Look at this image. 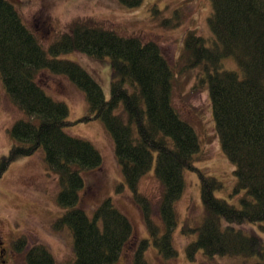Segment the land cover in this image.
<instances>
[{"label":"trees","instance_id":"1","mask_svg":"<svg viewBox=\"0 0 264 264\" xmlns=\"http://www.w3.org/2000/svg\"><path fill=\"white\" fill-rule=\"evenodd\" d=\"M118 1L137 7L143 0ZM210 1L208 25L215 39L207 45L206 38L189 32L182 57L188 66L203 63L212 67L206 83L216 135L235 166L236 186L249 196L241 199L239 207L216 197L214 190L221 187L220 181L194 165L198 139L172 106V71L159 44L118 35L93 19H78L44 49L13 3L0 0V78L12 102L29 118L14 124L12 135L18 143L0 159V176L11 161L44 148L46 163L60 173L59 202L68 208L55 225H67L72 233L74 258L68 264H111L119 259L133 229L110 197L95 209L92 219L76 206L84 184L80 169L97 168L102 158L88 140L64 132L70 124L67 105L47 95L35 81L43 68L67 75L82 89L89 110L112 136L124 181L132 189L151 235V239L139 242L131 264H146L142 252L150 240L166 256L177 254L170 240L174 203L183 192L185 169L197 172L204 207L197 237L186 251L192 255L201 249L210 257L258 256L260 261L253 264H264V240L253 230L240 227L264 221V0ZM70 51L95 59L109 57V98L80 64L57 57ZM227 57L236 61L239 70L221 66ZM119 108L121 112H116ZM153 159L162 185L158 206L165 224L162 234L153 221L150 201L137 191L138 181ZM16 243L25 244L26 240ZM24 259L27 264H54L52 254L42 244L33 245Z\"/></svg>","mask_w":264,"mask_h":264},{"label":"rangeland","instance_id":"2","mask_svg":"<svg viewBox=\"0 0 264 264\" xmlns=\"http://www.w3.org/2000/svg\"><path fill=\"white\" fill-rule=\"evenodd\" d=\"M9 1L44 49L68 31L73 20L78 19H93L118 35L159 44L161 54L172 71V106L192 126L198 139L199 149L193 156L195 167L220 181L221 187L214 190V195L228 204L239 207L241 199L249 197L244 188L236 186L235 166L223 152L216 135L206 83L207 73L212 72V67L206 68L203 63L188 66V60L182 57L184 41L189 32L206 38L207 45H212L215 39L208 25L212 11L210 0H143L137 7L125 6L118 0ZM57 57L80 64L100 85L104 96L109 98V57L95 59L80 51L61 53ZM221 66L239 70L232 57L223 58ZM35 81L47 95L67 105V120L70 124L65 126L64 132L88 140L102 158L101 166L92 170L80 169L84 184L78 193L76 206L92 219L95 209L110 197L119 211L129 219L133 229L119 259L111 264L133 263L139 242L151 239V235L141 208L133 200L132 189L124 181L112 136L103 121L94 117L89 110L84 91L67 75L43 68ZM116 112H121L120 108ZM87 116H91L89 120ZM20 119L27 121L29 118L12 102L0 78V159L10 154L18 143L12 135V128ZM44 153V148L40 146L34 153L11 161L1 173L0 247L5 260L2 264H27L25 252L36 244H42L50 251L54 264H68L74 258L73 237L69 227L55 226L68 210L58 199L62 188L60 173L48 166ZM155 165L153 159L149 170L139 179L137 191L150 201L153 221L162 234L165 224L158 211L162 185L156 177ZM183 177V192L174 203L175 225L170 240L177 254L166 256L150 240L142 252L146 264H253L260 261L258 256L216 254L210 257L201 249L192 255L186 251L188 244L197 237L204 207L197 172L185 169ZM97 224L101 225L100 222ZM240 227L253 230L264 240V221L245 223ZM21 238L26 240L25 244L16 243Z\"/></svg>","mask_w":264,"mask_h":264},{"label":"flooded vegetation","instance_id":"3","mask_svg":"<svg viewBox=\"0 0 264 264\" xmlns=\"http://www.w3.org/2000/svg\"><path fill=\"white\" fill-rule=\"evenodd\" d=\"M0 246H1V243H0ZM4 258H3V250H1V247H0V264H2V262L4 263Z\"/></svg>","mask_w":264,"mask_h":264}]
</instances>
